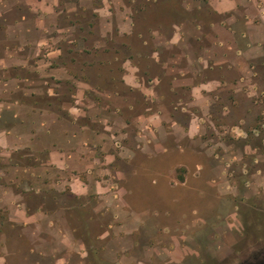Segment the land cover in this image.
<instances>
[{"label":"rangeland","instance_id":"1","mask_svg":"<svg viewBox=\"0 0 264 264\" xmlns=\"http://www.w3.org/2000/svg\"><path fill=\"white\" fill-rule=\"evenodd\" d=\"M23 4L0 3V26L14 28L13 39L21 37L15 27ZM55 13V26L68 29L85 65L68 68L83 72L93 90L83 100L92 105L90 112L75 121L84 128L79 131L68 123L74 86H55L58 96L53 98L46 96L50 81L30 89L39 93L37 105L58 115V125H68L70 132L95 144L91 152L99 160L88 178L78 176L92 187L95 179L104 187L112 183L113 194H94L91 188L86 196L73 195L64 174L59 185L24 176L23 167L44 162L46 151L19 149L9 158L1 155L0 186L12 190L8 197L17 196L30 210L42 205L57 223L49 232L35 226L28 232H71V264L264 263V60L251 68L239 63V71L227 65L203 68L200 60L208 58L216 42L211 25L220 22L207 0H57ZM132 23V31L124 32ZM2 37L0 31V45ZM59 45L68 49L63 42ZM127 58L139 67L144 86L159 78L152 88L160 95L157 102L148 104L141 90L122 85L121 62ZM240 76L243 81L237 82ZM172 78L175 87L170 90ZM201 82L205 89L213 88L203 91L205 97L192 108L211 112L202 118L205 128L199 135L188 138L169 124L146 122L158 104L188 103L191 87ZM104 90L118 95H99ZM58 140L64 136L59 134ZM102 205L105 209L98 212ZM3 217L0 213V253L9 264L34 260L18 256L30 243L17 227L3 223ZM84 246L90 251L88 262L75 253ZM43 261L51 264L48 258Z\"/></svg>","mask_w":264,"mask_h":264},{"label":"crops","instance_id":"2","mask_svg":"<svg viewBox=\"0 0 264 264\" xmlns=\"http://www.w3.org/2000/svg\"><path fill=\"white\" fill-rule=\"evenodd\" d=\"M23 1L22 11L15 27L21 33L22 38L13 39L10 36L14 29L11 26H0L4 41L0 45V156L4 155L9 158L12 151L19 149L36 153L46 151L44 162L38 161L35 165L23 167L24 176L37 181L45 178L52 181L49 183L59 185L64 174L67 188L73 195L86 196L91 188L94 194L109 192V195H112L113 192H110L112 183L109 182L104 187L100 181L95 179L92 187L89 182L78 176V174H83L88 178L93 171V162L99 160L91 152L95 144L88 138L76 136L74 130L70 132L67 129L68 125L64 128L58 125L60 120L58 115L51 107L42 108L37 105L36 99L39 93L30 89L32 84L50 81L51 85L46 89V96L53 98L58 96L55 86L63 82L74 86V92L71 95L73 103L67 108V115L70 118L68 123L79 131L84 128L77 125L75 121L90 112L92 105H87L83 100L87 99L93 90L87 80L82 77L83 72L74 73L68 68V64L72 63H79L81 68L85 65L83 61L80 62L74 50L68 29L54 24L57 0ZM207 5L219 17L220 22L211 25L217 36L211 48L212 51L208 52V58L205 61L200 60L204 69L209 65H227L232 67L231 70L239 71V63L250 67L251 64L264 60V0H207ZM2 19L4 18L0 13V22ZM128 28L129 30H124V32L132 31L133 23ZM59 36L61 39L58 40ZM21 40L25 41V44H20ZM62 42L68 46L67 50H62L60 47L59 44ZM166 46L164 48H168V45ZM105 64L108 62L106 61ZM161 67L164 69L166 66ZM121 68L123 70L122 85L141 90L146 95L145 100L148 104L159 100L160 95L152 90L153 85L160 83L159 78H152L147 82L149 85L144 86L145 80L138 73L139 67L131 58L122 60ZM17 71H23L25 75H19ZM28 73L34 74V78H28ZM179 73L182 76L181 71ZM238 81H243V77H237ZM170 82V90H173L174 78L170 79ZM205 88L203 82L192 86L191 99L186 104L179 100L171 104H158L155 111L145 116L146 122H152V125H154L153 121L158 125L169 124L172 129H181L188 138L199 135L200 131L205 128L202 118L211 112L209 109L204 111L192 108L197 106L200 98L205 97L206 94H203V91L210 93L213 87ZM104 92L118 95L113 90L99 91V95ZM200 111L202 116H199ZM172 113L177 118H173ZM59 134L64 136L63 141L58 140ZM14 192L13 195L16 196ZM11 193V189L0 186V213L4 215L3 223L7 222L17 227L20 232L19 236L30 243L29 249L24 252L25 255L19 250L18 256L34 258L28 262L18 261L16 264H44L43 260L47 258L51 260V264H71L69 247L74 244L71 232L66 234L60 232L47 236L29 233L28 229L31 226L49 232L54 230L57 223L52 219V212L42 205L30 210L22 200H18L17 196V200L9 198L8 195ZM126 208L129 210L128 206ZM104 209L105 205H102L98 212ZM2 235L6 240V235L4 233ZM60 245H66V249L62 250ZM75 253L79 255L80 261L88 262L90 251L85 246L82 247V251L77 250ZM6 256L0 253V264H9Z\"/></svg>","mask_w":264,"mask_h":264},{"label":"flooded vegetation","instance_id":"3","mask_svg":"<svg viewBox=\"0 0 264 264\" xmlns=\"http://www.w3.org/2000/svg\"><path fill=\"white\" fill-rule=\"evenodd\" d=\"M250 264H253V263H250ZM262 264H264V263H262Z\"/></svg>","mask_w":264,"mask_h":264},{"label":"trees","instance_id":"4","mask_svg":"<svg viewBox=\"0 0 264 264\" xmlns=\"http://www.w3.org/2000/svg\"><path fill=\"white\" fill-rule=\"evenodd\" d=\"M79 215H83V214L80 213Z\"/></svg>","mask_w":264,"mask_h":264}]
</instances>
